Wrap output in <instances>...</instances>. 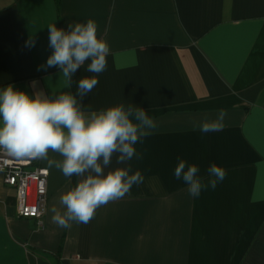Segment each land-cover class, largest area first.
<instances>
[{"label": "crops", "instance_id": "1", "mask_svg": "<svg viewBox=\"0 0 264 264\" xmlns=\"http://www.w3.org/2000/svg\"><path fill=\"white\" fill-rule=\"evenodd\" d=\"M89 19L109 45L106 70L86 62L74 90L59 69L38 71L51 54L48 24ZM85 77L99 81L85 112L132 104L155 121L134 146L143 158L128 162L143 181L89 223L61 228L49 209L78 178L39 159L49 176L38 228L17 217L0 174V264H264V0H0V88L75 95ZM220 109L223 130L193 127ZM178 155L205 182L212 163L226 178L193 198L174 178ZM115 159L111 169L126 167Z\"/></svg>", "mask_w": 264, "mask_h": 264}, {"label": "clouds", "instance_id": "2", "mask_svg": "<svg viewBox=\"0 0 264 264\" xmlns=\"http://www.w3.org/2000/svg\"><path fill=\"white\" fill-rule=\"evenodd\" d=\"M47 30L51 54L38 71L59 69L71 88L73 76L86 62V71L97 76L106 70L110 48L98 38L95 21L68 23L67 30L50 23ZM26 45L35 46V40L30 37ZM98 83L96 77L81 78L75 95L49 96L38 91L30 96L12 84L0 88V151L15 159L46 161L49 169L54 167L69 179L78 178L74 187L60 195V208L49 209L52 221L61 228L89 223L98 208L123 198L143 181L141 172H133L128 162L143 158L134 146L157 127L144 109L132 104L85 112L82 100ZM226 115L220 109L214 120L194 122L193 127L204 134L221 131ZM49 152L60 159L50 158ZM114 156L117 165L126 167L111 169ZM176 159L174 178L183 181L193 198L208 188L215 190L226 178V170L212 163L205 182L199 166L179 155Z\"/></svg>", "mask_w": 264, "mask_h": 264}, {"label": "built area", "instance_id": "3", "mask_svg": "<svg viewBox=\"0 0 264 264\" xmlns=\"http://www.w3.org/2000/svg\"><path fill=\"white\" fill-rule=\"evenodd\" d=\"M38 161L15 159L0 151V174L4 185L15 190L17 217L35 219L38 228H43L49 171L39 166Z\"/></svg>", "mask_w": 264, "mask_h": 264}, {"label": "trees", "instance_id": "4", "mask_svg": "<svg viewBox=\"0 0 264 264\" xmlns=\"http://www.w3.org/2000/svg\"><path fill=\"white\" fill-rule=\"evenodd\" d=\"M74 87H75V82H74V76H73V78H72V88H73V90H74Z\"/></svg>", "mask_w": 264, "mask_h": 264}]
</instances>
